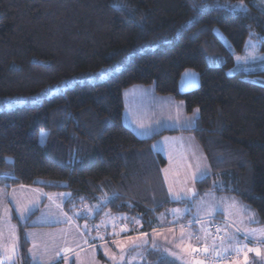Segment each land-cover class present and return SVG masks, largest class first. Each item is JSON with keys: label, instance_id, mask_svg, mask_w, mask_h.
Masks as SVG:
<instances>
[{"label": "trees", "instance_id": "trees-1", "mask_svg": "<svg viewBox=\"0 0 264 264\" xmlns=\"http://www.w3.org/2000/svg\"><path fill=\"white\" fill-rule=\"evenodd\" d=\"M214 1L0 0V189L66 193L65 211L115 196L100 211L137 217L142 229L130 235L149 233L159 214L194 200L168 199L166 160L151 149L158 138L183 133L194 137L210 168L195 182L197 195L233 196L255 210L256 226L264 225V85L229 73L246 39L258 41L264 53V8L227 0L248 7L231 13ZM116 67L100 80L103 69ZM188 70L199 83L182 92L178 84ZM256 74L264 79V71ZM68 81L73 85L62 88ZM135 86L182 101L188 115L196 110L194 127L137 137L122 120V94ZM53 88L58 91L39 103L6 106ZM218 181L222 186H213ZM12 220L21 264H30L22 236L28 221ZM216 220L222 221H209ZM183 224L197 244V225ZM207 227L222 239L218 225ZM214 252L206 258L210 264L222 256L227 264L239 253ZM147 256L159 264L162 255Z\"/></svg>", "mask_w": 264, "mask_h": 264}, {"label": "rangeland", "instance_id": "rangeland-1", "mask_svg": "<svg viewBox=\"0 0 264 264\" xmlns=\"http://www.w3.org/2000/svg\"><path fill=\"white\" fill-rule=\"evenodd\" d=\"M253 3L260 10L264 8V0H253ZM241 4L244 6L243 8L239 7ZM214 6L223 8L231 13L244 12L248 9L247 5L242 1L218 0L214 1ZM251 35L253 34L251 33ZM219 37L232 52L233 50L227 40L220 35ZM234 61V68L229 71L230 74L243 72L250 81L264 85V79L256 74L264 71V53L259 51L258 41L252 38L246 39L243 52L234 54ZM119 70V67L103 69L100 73V80L107 79L109 75ZM198 83L197 74L188 70L181 75L178 89L182 92L189 91L196 88ZM72 85L73 82L68 81L62 85V88ZM57 91L58 88H53L30 98L15 99L12 102H8L6 106L13 107L39 103L43 98L51 96ZM171 99L173 104L171 107H167V111H159V107L153 110L156 115L149 111L151 107H147L148 102H142L146 108L138 114L129 116L130 126L122 115L124 125L128 126L137 137L142 139L150 138L163 130L192 126L194 119L198 115L197 111L195 110L192 115H188L185 104L182 101ZM162 137L160 139L163 140H155L151 145V149L153 152L160 153L167 162V173L164 171L163 175L162 170V178H165L163 180L165 181L164 185L168 199L172 202L194 199L192 202L171 207L159 214L153 223V226L157 228L156 230L145 233L144 236L127 239L124 234H134L142 229L139 218L125 213L110 214L106 211L101 212V209L94 214L91 212V208L98 203L65 211L63 202L67 197L66 193L49 194L41 189L25 186L6 191L0 189V264H9L6 256L2 253L4 248L13 245L17 249L13 264H21L19 230L16 223L12 220L14 217L21 224L28 221L29 227L23 229L22 236L28 242L27 254L30 264H48L60 258L61 255L74 251L87 243H94L95 245L73 253L70 257L63 258L55 263L62 261L61 264H154L149 261L147 252L159 251L162 256L174 259L179 264H210L206 260L210 252L205 251L203 247L191 246L190 242L193 235L191 226L183 224L184 222L195 221L197 217L203 218L204 216H209V218L217 217L222 220L204 221L202 224L205 227L208 224H214L224 229L226 225L232 223L237 227L238 232L249 240L251 239L250 242L252 243L243 242L238 238V242L234 240L235 244L239 243L237 249L240 251L235 250L239 252L238 256L227 264H264V242H262L264 241V234H261V230H264V225H255L258 221V215L255 210L233 196L228 198L226 195L217 193L198 196L195 189V182L198 180H193V176L197 174V171L190 174V179L184 175L179 176V178L178 175L180 173H175V165L181 155L178 156L176 144L169 140L168 135ZM178 143L187 150L190 159H196L193 150L189 147V143ZM190 165L197 169V164L191 163ZM208 166L207 176L210 174ZM213 186L221 187L222 183L218 181ZM170 188L172 190L171 193L169 192ZM174 196H181L184 199L177 200L173 198ZM233 201L235 202L234 205ZM209 205L216 206L215 211L212 213L207 211ZM24 206H29L32 210L22 220L17 209H22ZM174 209H179L184 214L176 215L173 213ZM185 209H187V212H184ZM198 209H201V211L198 212ZM35 212L37 214L31 217L30 220V216ZM119 217H124L125 219H119ZM166 227H169V230H166ZM121 228H125L126 231H121ZM251 232H256L257 234L250 236L249 233ZM225 235L228 238L227 233ZM222 236L224 237V233H222ZM113 238L119 240H113L110 244L106 242V240ZM229 240L231 241V239ZM117 242L123 245V249L117 247ZM153 245H156V247L154 248ZM166 249L172 255H168V251H165ZM248 249L259 250L260 255H257L255 251L249 252ZM106 250L109 253L108 255H105ZM122 254L125 256L123 261L119 259ZM111 256H116L117 259L114 261Z\"/></svg>", "mask_w": 264, "mask_h": 264}, {"label": "crops", "instance_id": "crops-1", "mask_svg": "<svg viewBox=\"0 0 264 264\" xmlns=\"http://www.w3.org/2000/svg\"><path fill=\"white\" fill-rule=\"evenodd\" d=\"M171 98L172 97H170V96L157 95L154 92V89L152 87H142V86L131 87V88L125 90L122 94V100H123V105H124L123 118H125L127 124L130 126L131 122L129 120V116H133L134 114H138L144 108H146V106L143 105L142 102H148L149 103L147 107H151L149 111L152 112L154 115H156V112H153V110L157 107L160 108L159 111H167V107L168 106L171 107L173 104L171 102V100H172ZM195 121H196V119H194L192 126L188 125L185 128H172L171 130H180V129L192 128L195 125ZM123 123H124V121H123ZM168 136H169V140L175 142L176 152H177L178 156L181 155V156H179V160L176 162V165H175V167H176L175 173L176 174L180 173V175H178V177L181 175L189 177L191 173H195L197 171V169H194L193 166L190 165L191 163L197 164L196 166H197V168L200 169V171H202V172L206 171V173H207L208 162H207L205 155L203 154L202 150L200 149V146L198 145V143L196 142V140L194 139V137L192 135L180 133V134L168 135ZM161 138H163V137H161ZM157 140H163V139L159 138ZM178 142H182V144L183 143H186V144L189 143L190 144L189 147H191V149L193 150L196 159H193V160L190 159L188 156L187 150L182 148ZM154 153H156V152H154ZM162 170H163V175H164V171L167 173V166H165ZM190 178L191 177H189V179ZM163 179H165V178H163ZM178 180H180V179H178ZM206 194H209V193H206ZM226 197L231 198V196H227V195H226ZM214 218H216V217H210L209 218V216H204L203 218L197 217L195 221H191L192 223L194 222L197 225V227L194 229L197 233L196 235L199 238V242L197 244L193 243L191 241L190 242L191 246H193V247L196 246L198 248H202V247L207 248V251L210 252L209 256L214 255L215 252L213 251V249H215V250L220 249L221 251L226 252V253L235 252V250H237V247H239V243L235 244L234 240H236L238 242L237 238L240 239V237L237 235V233H238L237 227L234 224L230 223V225H233V226L230 228H227V231L222 232V233H224V237H222V239L219 241V240L215 239L213 237V235H211L208 232V229H207L208 227H205L204 224H202V222L206 221L207 219L211 220ZM166 230H169V228ZM225 233H227V236L229 239H231V241L225 237L226 236ZM144 235H145V233H143V234L139 233V234H135V235L124 234V237H126L128 239V238L144 236ZM113 240L116 241L119 239H117V238L108 239V240H106V242L110 244ZM93 245H95V244L94 243L93 244H89V243L83 244L82 246H80L76 250L71 251V252H67V253L61 255L60 258L53 260L48 264H54L58 260H61L63 258H68L73 253L79 252L82 249L89 248L90 246H93Z\"/></svg>", "mask_w": 264, "mask_h": 264}, {"label": "snow or ice", "instance_id": "snow-or-ice-1", "mask_svg": "<svg viewBox=\"0 0 264 264\" xmlns=\"http://www.w3.org/2000/svg\"><path fill=\"white\" fill-rule=\"evenodd\" d=\"M240 8H243L244 6L241 4L239 6ZM42 137L43 136H46L45 133H41ZM207 176V173L206 171L205 172H202L200 171L199 168H197V174H195L193 176V180L196 181V180H203L205 179ZM171 188L169 189V192L171 193ZM116 197L113 196L112 198H105L103 200H101L96 206H93L91 208V212L96 214L99 212L100 208L103 207L104 205H106L107 203H109L112 199H115ZM174 199H177V200H181V199H184V197H181V196H174L173 197ZM49 199H51V197H49ZM233 205L235 204V202L233 201L232 202ZM215 208L216 206L215 205H209L208 206V209L207 211L209 213H212L213 211H215ZM19 212H20V218L23 220L26 218V214L30 213L31 212V207L29 206H24L22 209H17ZM201 211V209H198V212ZM184 212H187V209L184 210ZM173 213L176 214V215H183L184 213H182L179 209H174L173 210ZM119 219H125L124 217H119ZM59 222V221H57ZM233 225H226L224 229H221L220 227H217L216 228V232L217 233H220L221 231H227V228H230L232 227ZM115 227V225H114ZM97 228H99V226H97ZM121 231H126L125 228H121ZM257 233L256 232H251L249 233L250 236H255ZM261 234H264V230H261ZM264 242V241H262ZM117 247H120L121 249H123V245L120 244L119 242H117ZM153 247L155 248L156 245H153ZM16 246L13 245L11 247H6L3 249V255L6 256L7 260L9 261V264H13V260H14V256H15V252H16ZM205 251H207V248L204 249ZM165 251H168L167 249ZM193 251H195V249H193ZM213 251H215V249H213ZM237 251H240L239 249H237ZM249 252H252V251H255L257 255H260V251L259 250H256V249H248ZM108 251L106 250L105 251V255H108ZM168 255H172V253L170 251H168ZM111 259H113L114 261L117 259L116 256H111ZM119 259L121 261H123L125 259V256L122 254ZM159 264H168L167 260H166V257L165 256H161L160 258V262Z\"/></svg>", "mask_w": 264, "mask_h": 264}, {"label": "built area", "instance_id": "built-area-1", "mask_svg": "<svg viewBox=\"0 0 264 264\" xmlns=\"http://www.w3.org/2000/svg\"><path fill=\"white\" fill-rule=\"evenodd\" d=\"M228 260H229V257L222 256V257H218L216 261H217V264H221L223 262H227Z\"/></svg>", "mask_w": 264, "mask_h": 264}]
</instances>
